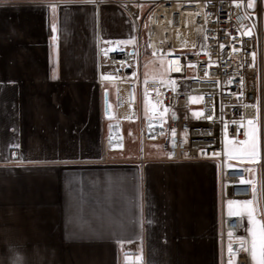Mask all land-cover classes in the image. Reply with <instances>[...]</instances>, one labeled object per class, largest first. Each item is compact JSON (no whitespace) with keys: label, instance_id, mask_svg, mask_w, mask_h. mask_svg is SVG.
<instances>
[{"label":"crops","instance_id":"crops-1","mask_svg":"<svg viewBox=\"0 0 264 264\" xmlns=\"http://www.w3.org/2000/svg\"><path fill=\"white\" fill-rule=\"evenodd\" d=\"M20 1L0 0V264H223L222 217L235 212L217 162L148 146L142 159L141 144L105 155L111 79L99 83L96 49L130 45L128 16L96 0Z\"/></svg>","mask_w":264,"mask_h":264},{"label":"built area","instance_id":"built-area-1","mask_svg":"<svg viewBox=\"0 0 264 264\" xmlns=\"http://www.w3.org/2000/svg\"><path fill=\"white\" fill-rule=\"evenodd\" d=\"M119 7L130 19L137 45L103 48L98 38L99 83L116 68V111L107 150L125 148L124 122L140 120L141 154L159 143L172 161H214L221 168V201L254 198L249 169L226 156V138L248 141L258 121L259 169L264 189V0H96ZM167 63L164 79L151 81L155 109L144 108V49ZM264 211V191L262 192ZM239 213L224 212L223 264H252L250 236ZM138 264V263H130Z\"/></svg>","mask_w":264,"mask_h":264},{"label":"rangeland","instance_id":"rangeland-1","mask_svg":"<svg viewBox=\"0 0 264 264\" xmlns=\"http://www.w3.org/2000/svg\"><path fill=\"white\" fill-rule=\"evenodd\" d=\"M15 2H21L20 0H14ZM32 1H39V0H32ZM50 2V0L46 1ZM51 4V3H50ZM55 6L51 4L49 7ZM50 12V11H49ZM79 11L76 12L75 21H81L83 17ZM77 26H80V23H77ZM126 43V42H125ZM124 43V44H125ZM130 45H137V39H131L129 42ZM116 45V42H114ZM78 52H83V49L78 47L76 49ZM143 61L145 62V68L143 69V83H144V108L146 112L151 109H155L158 106L157 102H153L149 98L148 89L149 83L151 81L161 80L164 79L167 72V63L166 60L163 58H159L150 54V51L145 48L144 49V57ZM112 72L110 74L107 73V67L102 69L105 78L109 79H117L116 76V68L109 67ZM103 76V77H104ZM106 78V79H107ZM116 83L113 81L107 82L104 84V90L108 89L109 93V107L112 115L115 114V85ZM104 90L101 92V100L102 106L104 108ZM84 92H79L78 95L81 98L84 97ZM111 120V119H109ZM108 136V135H107ZM106 136V140H107ZM248 141L246 142H237L232 139L226 138L225 140V148H226V156L232 162H243V163H251L254 164L252 168H249V172L252 175L251 179L253 178L256 180V175L260 177L258 174L260 172L259 169V160L261 156V135L259 129L258 121H255L249 124L248 128ZM124 138H125V148L121 150L119 153L120 156H126L130 154V151L137 152L138 149L140 151V144H141V135H140V120L135 121H126L124 122ZM105 140L106 148H107V141ZM148 147H152L155 151L162 150V146L159 143L151 142L147 145ZM110 151L105 155L108 156ZM122 156V157H123ZM258 179V177H257ZM257 198V207L259 208L258 211H255L252 203V199L245 201V202H227V210L228 212H235L243 214L246 224L244 227V232H246L250 236V250L252 255V264H260L261 262L264 263V217H263V210H262V195L260 190L258 189L256 192ZM261 201V203H260ZM251 206L246 208V206ZM248 209V210H246ZM248 211V212H247ZM262 221V222H261Z\"/></svg>","mask_w":264,"mask_h":264},{"label":"water","instance_id":"water-1","mask_svg":"<svg viewBox=\"0 0 264 264\" xmlns=\"http://www.w3.org/2000/svg\"><path fill=\"white\" fill-rule=\"evenodd\" d=\"M104 112H105V117L110 119L112 117V113L110 111L109 107V93L108 89L104 91Z\"/></svg>","mask_w":264,"mask_h":264},{"label":"bare ground","instance_id":"bare-ground-1","mask_svg":"<svg viewBox=\"0 0 264 264\" xmlns=\"http://www.w3.org/2000/svg\"><path fill=\"white\" fill-rule=\"evenodd\" d=\"M112 118V117H111Z\"/></svg>","mask_w":264,"mask_h":264}]
</instances>
